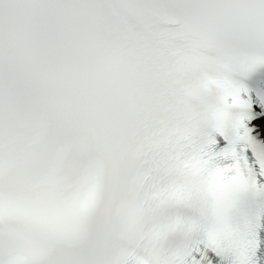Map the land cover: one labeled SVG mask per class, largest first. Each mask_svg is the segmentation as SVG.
Masks as SVG:
<instances>
[{
  "label": "snow or ice",
  "instance_id": "6c2138e0",
  "mask_svg": "<svg viewBox=\"0 0 264 264\" xmlns=\"http://www.w3.org/2000/svg\"><path fill=\"white\" fill-rule=\"evenodd\" d=\"M0 264H264V0H0Z\"/></svg>",
  "mask_w": 264,
  "mask_h": 264
}]
</instances>
